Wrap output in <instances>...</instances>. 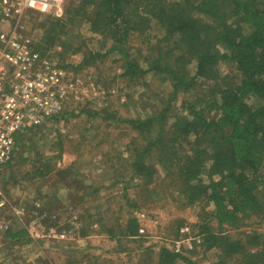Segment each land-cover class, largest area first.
<instances>
[{"label": "rangeland", "instance_id": "rangeland-1", "mask_svg": "<svg viewBox=\"0 0 264 264\" xmlns=\"http://www.w3.org/2000/svg\"><path fill=\"white\" fill-rule=\"evenodd\" d=\"M78 1L65 0L53 15L28 12L32 16L28 30L35 34L44 58L67 68L68 98L60 120L22 135L14 161L1 172L12 204L5 220L14 230L26 229L28 236L10 240L0 233V264H158L161 249L171 250L181 238H194L193 249L180 253L190 263L178 258L173 264H238L220 258V251L195 246L202 225L217 229L216 220L210 218L214 205L202 199L189 206L182 196L183 182L160 166L151 184L131 179L127 148L138 134L122 121L161 113L173 95V81L160 75L140 76L133 82L124 75L127 56L104 54L113 42L92 34L87 24H50V16L65 20L66 7ZM158 33L154 26L129 38L127 54L134 62L146 65L158 59L159 39L153 37ZM87 51L106 56L82 64ZM194 67V61L185 62L180 75L192 74ZM220 67L222 75L234 74L231 65ZM211 87L200 86L193 95L181 89L178 102L167 111V126L174 125L176 109L184 113L183 93L197 103L198 111L214 115L205 103ZM38 166L42 169L35 174ZM14 208L22 213L18 216ZM130 214L143 230V239L134 242L123 239L119 229ZM184 228L189 230L183 234ZM255 230L264 235V221L257 217L241 229L245 234ZM225 233L246 239L239 231Z\"/></svg>", "mask_w": 264, "mask_h": 264}, {"label": "trees", "instance_id": "trees-1", "mask_svg": "<svg viewBox=\"0 0 264 264\" xmlns=\"http://www.w3.org/2000/svg\"><path fill=\"white\" fill-rule=\"evenodd\" d=\"M50 17L57 27L87 24L92 34L113 42L104 54L127 56L124 75L133 82L160 75L173 81V95L161 113L122 121L138 134L127 148L131 179L151 184L159 166L167 175H176L189 206L202 199L214 205L210 218L217 229L202 225L195 246L220 251V258L238 264H264V235L257 229L241 231L251 217L264 221V0H80L66 7L65 20ZM154 26L159 31L153 36L159 39L158 59L146 65L134 62L127 54L129 38ZM104 54L87 51L82 64ZM191 60L192 74L180 75ZM222 63L231 65L235 75H222ZM206 84L213 85L205 103L214 115L198 111L197 103L188 100L189 93H199ZM183 88L184 113L176 109L174 125L168 127L167 111ZM41 169L38 166L35 174ZM119 229L123 239L139 235L138 218L130 214ZM227 230L239 231L246 239H232ZM4 235L18 240L28 232L9 229ZM178 258L190 263L163 248L158 264H173Z\"/></svg>", "mask_w": 264, "mask_h": 264}, {"label": "built area", "instance_id": "built-area-1", "mask_svg": "<svg viewBox=\"0 0 264 264\" xmlns=\"http://www.w3.org/2000/svg\"><path fill=\"white\" fill-rule=\"evenodd\" d=\"M64 2L0 0V233L12 229L5 220L12 204L1 183L3 168L14 156L19 137L62 113L68 98L67 71L44 58L35 34L28 30L32 18L28 12L53 15ZM14 210L18 216L22 213V209ZM193 241H175L172 253L191 251Z\"/></svg>", "mask_w": 264, "mask_h": 264}, {"label": "crops", "instance_id": "crops-1", "mask_svg": "<svg viewBox=\"0 0 264 264\" xmlns=\"http://www.w3.org/2000/svg\"><path fill=\"white\" fill-rule=\"evenodd\" d=\"M139 224H140V221H139ZM140 239H143V237L141 236V234L139 233V235L135 236V237H129V238H126V240H131L132 242L136 241V240H140ZM124 250V249H123ZM122 250V251H123ZM168 250H170V248L168 247ZM171 251V250H170ZM161 252V251H160Z\"/></svg>", "mask_w": 264, "mask_h": 264}]
</instances>
